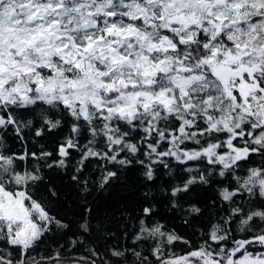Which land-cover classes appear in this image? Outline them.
I'll return each mask as SVG.
<instances>
[{"label":"snow or ice","instance_id":"6c2138e0","mask_svg":"<svg viewBox=\"0 0 264 264\" xmlns=\"http://www.w3.org/2000/svg\"><path fill=\"white\" fill-rule=\"evenodd\" d=\"M0 264H264V0H0Z\"/></svg>","mask_w":264,"mask_h":264}]
</instances>
